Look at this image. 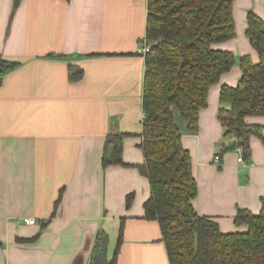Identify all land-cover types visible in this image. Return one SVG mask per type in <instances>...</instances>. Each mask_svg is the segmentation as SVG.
I'll list each match as a JSON object with an SVG mask.
<instances>
[{"label": "crops", "instance_id": "1", "mask_svg": "<svg viewBox=\"0 0 264 264\" xmlns=\"http://www.w3.org/2000/svg\"><path fill=\"white\" fill-rule=\"evenodd\" d=\"M249 11L264 21V0H234L235 35L213 47L257 62L245 34ZM146 14L147 0H0V56L18 63L0 83V264H89L100 230L113 255L121 220L116 264H169L158 222L144 217L149 180L136 168L144 160L145 63L137 49ZM70 64L82 69L80 79L69 80ZM240 76L236 63L210 86L195 131L172 109L197 183L193 207L222 232L245 231L234 216L258 213L264 197L259 136L243 163L236 150L219 153L232 142L217 118L220 89ZM246 121L264 138V116ZM109 133L124 134L127 166L103 168Z\"/></svg>", "mask_w": 264, "mask_h": 264}, {"label": "trees", "instance_id": "2", "mask_svg": "<svg viewBox=\"0 0 264 264\" xmlns=\"http://www.w3.org/2000/svg\"><path fill=\"white\" fill-rule=\"evenodd\" d=\"M20 0H14L18 5ZM234 0H147L142 91V140L144 160L138 171L150 184L144 202V217L159 224L169 264H264V197L258 213L238 209L237 226L245 231L222 232L217 222L198 215L193 207L197 183L191 158L183 147L174 122L176 108L191 131L198 128V113L207 105L211 85L234 64L241 69L235 86L222 85L217 118L223 137L242 147L245 160L250 158L251 136L264 138L257 124L247 116H264V21L249 11L245 34L256 50L258 61L248 54L236 57L213 44L235 35L232 15ZM18 65L0 56L2 76ZM82 69L69 65L68 78L76 81ZM123 133H109L104 141L103 168L127 166L121 156ZM224 144L221 145L223 152ZM131 196L126 199L129 205ZM120 222L117 245L108 255V235L100 230L94 240L89 264H116L122 239Z\"/></svg>", "mask_w": 264, "mask_h": 264}, {"label": "built area", "instance_id": "3", "mask_svg": "<svg viewBox=\"0 0 264 264\" xmlns=\"http://www.w3.org/2000/svg\"><path fill=\"white\" fill-rule=\"evenodd\" d=\"M148 50H149V45L146 43V40L144 38V39H142V41L140 43V46L137 49V52L139 54L144 55ZM235 150L237 151V161L239 163H243L244 158H243V155H242V147H235ZM214 162L216 164L220 163V156L219 155H217V154L215 155ZM24 222L27 223V224H34L36 221L33 218H25Z\"/></svg>", "mask_w": 264, "mask_h": 264}, {"label": "water", "instance_id": "4", "mask_svg": "<svg viewBox=\"0 0 264 264\" xmlns=\"http://www.w3.org/2000/svg\"><path fill=\"white\" fill-rule=\"evenodd\" d=\"M235 147H236V141H232L231 143H229L228 145H226L223 150L224 151H228V150L234 149Z\"/></svg>", "mask_w": 264, "mask_h": 264}, {"label": "rangeland", "instance_id": "5", "mask_svg": "<svg viewBox=\"0 0 264 264\" xmlns=\"http://www.w3.org/2000/svg\"><path fill=\"white\" fill-rule=\"evenodd\" d=\"M224 147H225V146H224ZM224 147H223V149H224ZM232 150H235V148L232 149ZM223 152H225V151L223 150ZM223 152H222V153H223ZM219 153H220V152H219ZM219 153H217V155H219ZM220 154H221V153H220ZM219 156H220V155H219ZM214 157H215V156H214Z\"/></svg>", "mask_w": 264, "mask_h": 264}]
</instances>
